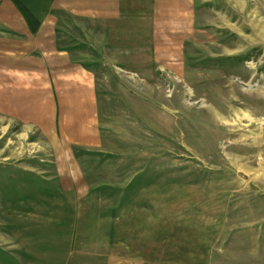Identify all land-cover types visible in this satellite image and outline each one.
<instances>
[{"label": "rangeland", "instance_id": "obj_1", "mask_svg": "<svg viewBox=\"0 0 264 264\" xmlns=\"http://www.w3.org/2000/svg\"><path fill=\"white\" fill-rule=\"evenodd\" d=\"M200 16L173 72L91 49L106 151L0 125V264H264V0Z\"/></svg>", "mask_w": 264, "mask_h": 264}, {"label": "crops", "instance_id": "obj_2", "mask_svg": "<svg viewBox=\"0 0 264 264\" xmlns=\"http://www.w3.org/2000/svg\"><path fill=\"white\" fill-rule=\"evenodd\" d=\"M200 3L0 0L1 127L36 135L60 157L106 151L109 134L101 121L107 95L91 49L96 62L128 73L141 74L154 64L176 71L170 58L183 56L185 41L198 34Z\"/></svg>", "mask_w": 264, "mask_h": 264}]
</instances>
